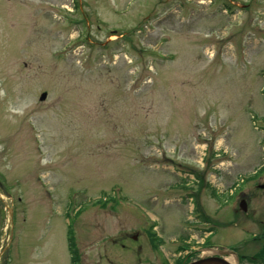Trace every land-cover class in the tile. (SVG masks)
Here are the masks:
<instances>
[{"label":"rangeland","instance_id":"obj_1","mask_svg":"<svg viewBox=\"0 0 264 264\" xmlns=\"http://www.w3.org/2000/svg\"><path fill=\"white\" fill-rule=\"evenodd\" d=\"M263 141L264 0H0V264L250 256Z\"/></svg>","mask_w":264,"mask_h":264},{"label":"flooded vegetation","instance_id":"obj_2","mask_svg":"<svg viewBox=\"0 0 264 264\" xmlns=\"http://www.w3.org/2000/svg\"><path fill=\"white\" fill-rule=\"evenodd\" d=\"M262 144L264 145V142H262ZM254 181V183H252L251 185H248L249 182ZM264 191V159L262 160V163L258 166L257 169H255L253 172L248 173L247 174V180L243 183H239L235 188V201L237 202V207L239 209V203L241 201H244L246 204V207L251 199V195H253V191ZM247 211V210H246ZM242 212V211H241ZM243 213V212H242ZM246 213V212H245ZM261 224L263 223V221L260 222ZM264 230V228H263ZM264 232V231H263ZM264 238V234L261 235ZM253 239L254 242H256V240L258 241V238L256 236ZM244 256V255H241ZM252 260H258L255 258V256H253L251 258Z\"/></svg>","mask_w":264,"mask_h":264},{"label":"trees","instance_id":"obj_3","mask_svg":"<svg viewBox=\"0 0 264 264\" xmlns=\"http://www.w3.org/2000/svg\"><path fill=\"white\" fill-rule=\"evenodd\" d=\"M67 232H68V234H67V244H68V252H69V255H70V262H71V264H79V258H78V254H77V251H76L75 245H74V236H73L72 229L69 228ZM155 240L157 241V243H159V241H160L157 238H150V241L152 243H154ZM262 256H264V251L262 252Z\"/></svg>","mask_w":264,"mask_h":264},{"label":"water","instance_id":"obj_4","mask_svg":"<svg viewBox=\"0 0 264 264\" xmlns=\"http://www.w3.org/2000/svg\"><path fill=\"white\" fill-rule=\"evenodd\" d=\"M45 98H46V93H42L39 97V100L43 101V100H45ZM188 264H228V263L224 260L219 259V258H207V259H201V260H198L195 262H191Z\"/></svg>","mask_w":264,"mask_h":264},{"label":"bare ground","instance_id":"obj_5","mask_svg":"<svg viewBox=\"0 0 264 264\" xmlns=\"http://www.w3.org/2000/svg\"><path fill=\"white\" fill-rule=\"evenodd\" d=\"M112 38H114V37H112ZM241 247H242V246H241ZM208 253H216V252H214V251H208ZM226 255H228V254H226ZM230 256H231L232 259H235V256H233L232 254H231ZM232 259H229V258L227 259V258H226L225 260H226L227 262L231 263V262H232Z\"/></svg>","mask_w":264,"mask_h":264}]
</instances>
